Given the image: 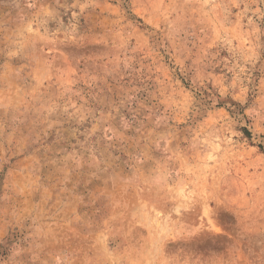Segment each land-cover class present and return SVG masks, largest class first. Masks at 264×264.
<instances>
[{"label":"rangeland","instance_id":"374dc122","mask_svg":"<svg viewBox=\"0 0 264 264\" xmlns=\"http://www.w3.org/2000/svg\"><path fill=\"white\" fill-rule=\"evenodd\" d=\"M0 264H264V0H0Z\"/></svg>","mask_w":264,"mask_h":264}]
</instances>
